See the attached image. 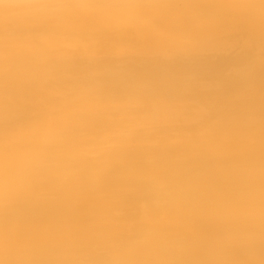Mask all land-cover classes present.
<instances>
[{
  "label": "bare ground",
  "instance_id": "bare-ground-1",
  "mask_svg": "<svg viewBox=\"0 0 264 264\" xmlns=\"http://www.w3.org/2000/svg\"><path fill=\"white\" fill-rule=\"evenodd\" d=\"M0 264H264V0H0Z\"/></svg>",
  "mask_w": 264,
  "mask_h": 264
}]
</instances>
